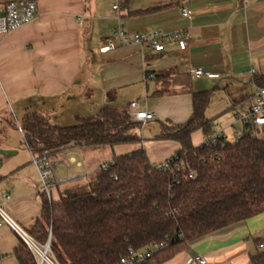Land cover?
<instances>
[{
	"label": "crops",
	"instance_id": "1",
	"mask_svg": "<svg viewBox=\"0 0 264 264\" xmlns=\"http://www.w3.org/2000/svg\"><path fill=\"white\" fill-rule=\"evenodd\" d=\"M12 1L19 0H0V5ZM33 1L35 20L0 34V209L14 224L0 222V264H19L14 252L24 241L21 235L34 241L29 232L44 209L41 179L20 131L27 110L47 111L55 123L69 125L78 115L97 112L106 95L116 92L121 105L138 103L140 111L155 115L141 135L151 163L161 164L181 146L156 138L163 124L189 121L193 93L210 92L207 112L215 98L221 99L226 108L218 118H207L212 125L215 119L223 123L213 125L214 132L224 131L228 140H235L248 126L238 118L249 113L255 90L264 87V0ZM182 9L190 10L191 18L182 17ZM119 26L128 37L182 33L187 47L180 50L177 40L162 41V52L148 45H122L115 36ZM110 43L114 50L102 52ZM194 69L221 78L194 79ZM204 140L202 131L192 136L195 147ZM80 154L85 156L66 150L54 161L57 170L66 160L84 169ZM57 170L61 184L55 200L91 173L66 178ZM260 244L264 213L197 241L163 264H196L189 261L198 256L208 264H254L264 253Z\"/></svg>",
	"mask_w": 264,
	"mask_h": 264
},
{
	"label": "trees",
	"instance_id": "2",
	"mask_svg": "<svg viewBox=\"0 0 264 264\" xmlns=\"http://www.w3.org/2000/svg\"><path fill=\"white\" fill-rule=\"evenodd\" d=\"M210 100V92L193 93L189 121L162 125L156 140L181 146L166 171L149 160L143 126L132 120L131 104L121 105L116 92L106 95L97 112L78 115L69 125L55 123L47 111L27 110L21 129L35 156L47 153L55 161L68 149L142 145L102 165L89 183L63 190L58 200L44 194L42 217L30 236L40 246L50 242L58 264H120L130 252H149L144 264H163L197 241L263 214L264 138L252 137L248 125L239 140L213 142ZM197 131L205 140L195 147ZM14 253L19 264H38L24 241ZM253 261L264 264V253Z\"/></svg>",
	"mask_w": 264,
	"mask_h": 264
},
{
	"label": "built area",
	"instance_id": "3",
	"mask_svg": "<svg viewBox=\"0 0 264 264\" xmlns=\"http://www.w3.org/2000/svg\"><path fill=\"white\" fill-rule=\"evenodd\" d=\"M240 1V0H235ZM118 9V5L114 7ZM37 15V3L33 0H19L12 1L6 4L0 5V34L8 35L15 30L21 29L29 24H31ZM181 15L184 18H191L192 12L188 9H182ZM115 36L119 38L122 45H148L152 47L156 52L164 51V46L162 41L177 40L180 50L184 51L187 47V41L182 39V33H175L173 35H164L163 33L154 34H136L133 37H128L124 32L123 28L119 26L116 30ZM114 45L110 43L108 47L102 49V52H109L114 50ZM192 78L194 79H206V80H216L220 79L221 75L216 73L205 72L203 69H194L190 72ZM254 102L249 113L238 118L240 121L248 123L250 126L251 136L264 138V87L257 88L253 94ZM138 103L131 104V118L134 122L140 123L145 126L150 120L154 118V114L147 111H140ZM21 133L22 129L20 128ZM219 137H226L224 131L214 132L209 139L213 142ZM241 134L236 136L235 140H239ZM32 163L37 169L42 187L43 193L48 197V199H53V193L56 191L57 187L61 182L57 179L56 170L57 164L52 161L47 153H43L41 156H35L32 154ZM157 168L162 171L169 169V164L167 162L161 164H154ZM193 176L191 173L190 177ZM0 222L6 223L10 227L14 228V224L11 219L0 209ZM24 242L28 245L31 252L35 256L38 264H58L51 255L50 242L46 246H40L35 241L28 239L26 236H22ZM163 246H156L154 249L162 248ZM260 249L264 250V244L260 245ZM151 257V253H135L130 252L129 256L121 259L120 264H144V262ZM189 263L196 264H208L207 261L198 256L191 259Z\"/></svg>",
	"mask_w": 264,
	"mask_h": 264
},
{
	"label": "rangeland",
	"instance_id": "4",
	"mask_svg": "<svg viewBox=\"0 0 264 264\" xmlns=\"http://www.w3.org/2000/svg\"><path fill=\"white\" fill-rule=\"evenodd\" d=\"M229 93L230 91H228V94ZM220 100L221 99L218 98H215L213 100L212 107L207 112L208 118H218V116L220 115L217 114L222 110H224V108H226V105L221 104ZM229 116H233L232 112ZM216 120L217 119L213 121L214 126L216 125L221 126V124H223L221 121L218 120L216 121ZM232 131H228L230 135ZM141 134L143 135V131ZM260 136L262 137V134H260ZM141 146H142L141 144H137V145L118 146L115 148L105 147V148H93V149L85 150L82 152L85 156L81 154L79 155V158L86 162L84 169H80L76 165L74 166L69 165V162L66 160L63 161L64 163H59L57 173L63 174L65 176L71 173H76L81 175L82 173L83 174L85 173V170H89L91 173L89 174L88 178L81 179L68 188H75L81 185H85L89 183L91 180L97 178L98 174L100 173V168L102 165L111 162L115 158L132 153L140 149ZM53 197L55 199V192L53 193Z\"/></svg>",
	"mask_w": 264,
	"mask_h": 264
},
{
	"label": "water",
	"instance_id": "5",
	"mask_svg": "<svg viewBox=\"0 0 264 264\" xmlns=\"http://www.w3.org/2000/svg\"><path fill=\"white\" fill-rule=\"evenodd\" d=\"M48 246H49V242H48Z\"/></svg>",
	"mask_w": 264,
	"mask_h": 264
}]
</instances>
